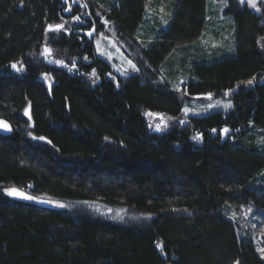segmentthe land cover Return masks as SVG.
<instances>
[{
  "label": "trees",
  "instance_id": "1",
  "mask_svg": "<svg viewBox=\"0 0 264 264\" xmlns=\"http://www.w3.org/2000/svg\"><path fill=\"white\" fill-rule=\"evenodd\" d=\"M150 1L103 8L97 0H81L84 7L0 0V120L12 130L0 135V264H264V0L255 11L224 0L234 55L194 65L186 88L188 99L236 89L234 107L189 118L184 127L160 68L178 46L200 38L206 0H176L167 29L140 49L134 34ZM99 16L136 46L123 51L138 72L117 84L105 79L107 66L83 34L104 32ZM45 45L93 59L101 83L91 87L50 66ZM42 74L53 82L50 91ZM145 111L172 119L169 132L150 135ZM248 205L263 215L253 211L259 218L243 221L239 234L224 214ZM120 209L132 220H111Z\"/></svg>",
  "mask_w": 264,
  "mask_h": 264
},
{
  "label": "rangeland",
  "instance_id": "2",
  "mask_svg": "<svg viewBox=\"0 0 264 264\" xmlns=\"http://www.w3.org/2000/svg\"><path fill=\"white\" fill-rule=\"evenodd\" d=\"M117 1L97 0L98 4L103 8ZM235 1L238 6L246 4L249 9L255 11V8L249 4L248 0H244L243 3L241 0ZM259 1L261 0H254L255 5ZM175 2L176 0H151L148 3L143 22L134 34L135 41L140 49H147L153 44L159 34L167 29L173 15ZM72 4L84 7L81 0H72ZM227 9L228 1L206 0L205 22L200 38L194 42L178 46L160 68V83L167 84L181 104L180 114L175 119L181 127L187 124V119L189 118H202L219 112L227 114L233 110L232 96L236 89L226 91L220 97L205 94L188 99L186 88V84L196 78L192 69L194 65L211 64L234 55L235 26L233 17L226 14ZM87 17H90L89 13L86 14ZM99 17L103 23L104 32L96 34L95 28L91 27L84 31L83 34L92 41L95 57L107 66L104 70L105 79L117 84V78H128L138 72L135 63L123 51V48H126L127 53H133L136 50V46L130 42H122L113 24L103 17ZM78 22L79 20L77 19L68 20L69 24H77ZM45 49H48V51L46 52ZM42 58L46 59L50 66L69 75L81 76L91 87H96L101 83L100 70L96 65L91 66L93 59L85 55L78 59L76 56L68 55L66 49L59 51L55 47L45 45ZM132 65H135V70ZM39 80L45 83L49 91L51 90L53 82L47 79L46 75H40ZM258 81L260 84H264V75ZM143 119L147 124L148 132L154 136L167 134L171 124L174 122L165 113L152 111H145ZM158 125L160 126L159 131L157 130ZM225 129L227 128H223L220 131L223 140L230 133L229 129H227V132L224 131ZM212 133L215 135L216 131ZM92 208L94 209L92 211L102 213L105 216L112 214L111 210H103L100 206H92ZM76 209H72L71 213L79 215ZM253 211L263 215L261 210L252 209L248 205L239 209H229L224 216L238 225V233L240 234V225L243 221L259 218L258 216L252 217L251 213ZM115 216L116 218L111 219L114 222H122L126 219L132 220V217L129 218L123 209L118 210Z\"/></svg>",
  "mask_w": 264,
  "mask_h": 264
},
{
  "label": "snow or ice",
  "instance_id": "3",
  "mask_svg": "<svg viewBox=\"0 0 264 264\" xmlns=\"http://www.w3.org/2000/svg\"><path fill=\"white\" fill-rule=\"evenodd\" d=\"M241 2L243 3L244 0H241ZM248 2H249V4H250L252 7L255 8L256 5H255L254 0H248ZM75 19L78 20L79 17H76ZM61 27H62V25H57V26H56L57 29H60ZM90 34H91V33H90ZM45 51L47 52L48 49H45ZM58 63H60V62H58ZM129 63H131V61H129ZM16 67H17V65H16V64H13V68H16ZM132 67H133V69L135 70V65H132ZM248 83H252V81H249ZM227 106H230V105H227ZM185 111H187V109H185ZM25 114L27 115V112H26ZM0 127L4 128V129H7V130H10V128H9V126L7 125V123H5V122L2 121V120H0ZM157 130H158V131L160 130V126H159V125L157 126ZM213 131H215V130H213ZM224 131L227 132L228 130L225 129ZM40 139H44V138L41 137ZM194 139H199V136L194 137ZM8 194H9V195H13V196H21L22 198H25V199H33V197L26 196L25 194H23V193H21V192L15 190V189H10V190H8ZM43 202H45V203H49L50 201H43ZM59 206L63 207V205H59Z\"/></svg>",
  "mask_w": 264,
  "mask_h": 264
},
{
  "label": "water",
  "instance_id": "4",
  "mask_svg": "<svg viewBox=\"0 0 264 264\" xmlns=\"http://www.w3.org/2000/svg\"><path fill=\"white\" fill-rule=\"evenodd\" d=\"M10 68H11V71H12L13 74H17V72H18V68L17 67L13 68V65H11ZM2 121H4V120H2ZM4 122L7 123L6 121H4ZM7 125L9 126L10 130H7V129H4V128L0 127V135L8 136V135L11 134V131H12L11 127H10V125L8 123H7ZM41 204L44 205V206H48V207H52L53 206V204L50 203V202L49 203L41 202Z\"/></svg>",
  "mask_w": 264,
  "mask_h": 264
},
{
  "label": "flooded vegetation",
  "instance_id": "5",
  "mask_svg": "<svg viewBox=\"0 0 264 264\" xmlns=\"http://www.w3.org/2000/svg\"><path fill=\"white\" fill-rule=\"evenodd\" d=\"M8 192V191H7ZM26 195H28V194H26ZM30 195V197H33V195H31V194H29ZM27 200V199H26Z\"/></svg>",
  "mask_w": 264,
  "mask_h": 264
}]
</instances>
